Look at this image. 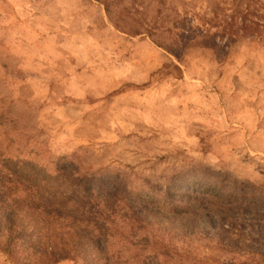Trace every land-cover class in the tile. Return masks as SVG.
Masks as SVG:
<instances>
[{"label": "rangeland", "instance_id": "rangeland-1", "mask_svg": "<svg viewBox=\"0 0 264 264\" xmlns=\"http://www.w3.org/2000/svg\"><path fill=\"white\" fill-rule=\"evenodd\" d=\"M0 117L31 178L61 162L152 195L187 179L264 198V0H0ZM39 193L22 232L33 235L40 213L44 222L16 258L53 247L57 264H104L91 229L49 217L56 193ZM153 223L149 247L170 245L186 264H260L236 231ZM0 264L18 263L0 251Z\"/></svg>", "mask_w": 264, "mask_h": 264}, {"label": "trees", "instance_id": "trees-1", "mask_svg": "<svg viewBox=\"0 0 264 264\" xmlns=\"http://www.w3.org/2000/svg\"><path fill=\"white\" fill-rule=\"evenodd\" d=\"M4 119L0 117V122L5 123ZM2 130L0 125V251L13 262L57 264L64 259L56 257L53 247L39 249L30 260L16 258L18 243L24 247L29 242L25 238H36L35 233L44 222L40 213L29 227L33 235L26 237L19 218V215L30 216L25 209L40 208L37 198H41L39 192L42 191L52 199L56 193V205L51 202L50 212L46 210L49 217L57 214L61 221L81 223L80 226L91 229L86 238L89 248L104 264H128L122 254L131 249L138 254H150L146 262L151 264L162 261L163 264H186L188 256L183 257L170 245L155 241L153 249L149 247L153 246L148 240L153 235L149 230L157 227L153 221L163 217L182 220L202 235L236 231L237 243L247 244L252 256L264 264V198L251 195L248 188L222 193L216 189L206 190L208 186L201 181L191 185L186 179L174 182L163 195H152L146 190L132 189L116 176L73 175L61 162L52 167L49 175L31 178L32 162L14 157L18 153L12 151L6 132ZM135 231H140L144 240L133 242L131 236ZM41 244L37 242L34 247ZM116 245L121 246L122 252L111 256Z\"/></svg>", "mask_w": 264, "mask_h": 264}]
</instances>
